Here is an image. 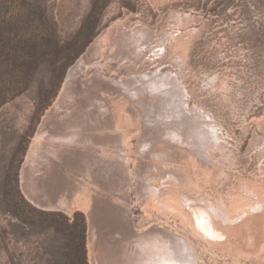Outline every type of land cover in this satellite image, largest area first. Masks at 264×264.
Returning a JSON list of instances; mask_svg holds the SVG:
<instances>
[{"label": "rangeland", "instance_id": "obj_1", "mask_svg": "<svg viewBox=\"0 0 264 264\" xmlns=\"http://www.w3.org/2000/svg\"><path fill=\"white\" fill-rule=\"evenodd\" d=\"M4 19L11 26L0 38V264H51V259L54 264L52 249L58 245L48 239L55 231L52 222L39 221L36 209L68 216L82 212L88 264H93L86 210L40 208L22 187V168L43 115L80 60L104 64L106 76L116 79L160 75L152 78L160 91L152 86L147 96L156 106L152 112L159 109L155 96L178 93L185 105L174 113L191 134L200 132L196 126L206 132L208 160L201 163L192 156L186 165L179 162L195 179L187 187L190 193L227 203L234 219L261 213L251 220V231L242 224L227 238L233 247L229 251L208 233H199V208L184 207L187 215L164 213L156 192L137 189L133 180L125 205L137 228L158 223L187 236L196 264H264V0H0ZM112 101L136 147L146 126L156 125L153 118L145 121L138 108V120L129 122L127 98L115 94ZM159 177L154 186H164L177 203L176 193L186 189L183 183L164 173ZM92 184L86 178V185Z\"/></svg>", "mask_w": 264, "mask_h": 264}, {"label": "bare ground", "instance_id": "obj_2", "mask_svg": "<svg viewBox=\"0 0 264 264\" xmlns=\"http://www.w3.org/2000/svg\"><path fill=\"white\" fill-rule=\"evenodd\" d=\"M102 67L104 64L99 62L86 65L84 60L71 66L60 94L43 115L23 165L22 187L26 196L43 209L74 211L79 207L86 210L93 264L197 262L190 254L192 246L187 236L158 223L137 228L131 210L125 205L133 180L137 189L149 190L151 195L152 191L156 192L155 199L164 213L178 211L186 214L184 207L199 208V233L204 237L208 233L211 235L209 239L233 251L227 238L242 224L246 232L251 231V220L261 217V213L249 218L240 215L234 219L227 203L215 204L190 193L187 187L194 184L195 179L179 167V162L186 165L192 162V156H197L201 163L208 160L203 145L206 132L196 126L195 130L200 132L191 134L185 121L174 113L176 106L185 105L180 94L173 92L171 96L170 92L162 91L155 96L159 109L154 113L155 103L147 96H152V86L155 88L152 78L159 79L160 75L134 74L116 79L106 76ZM89 70L93 73L90 74ZM160 88L155 89L160 91ZM115 94L127 98L129 122L138 120V108H142L145 121L152 123L154 120L156 124L154 127L147 125L139 134L136 147L132 144V132L123 131L122 123L118 122L123 118L112 101ZM133 159L136 161L134 168ZM161 173L183 183L186 188L176 193L177 203L175 195L170 196L164 186H154V179H160ZM29 177L38 183L31 185ZM86 178L93 184L86 185Z\"/></svg>", "mask_w": 264, "mask_h": 264}, {"label": "trees", "instance_id": "obj_3", "mask_svg": "<svg viewBox=\"0 0 264 264\" xmlns=\"http://www.w3.org/2000/svg\"><path fill=\"white\" fill-rule=\"evenodd\" d=\"M11 24L4 20H0V38L2 32L6 28H10ZM86 24L82 26L85 30ZM84 49L77 52V57ZM0 104H2L0 102ZM28 206H31L27 203ZM40 215V220L44 222H52L55 234L48 240L58 245L52 249L54 254V264H88L86 249V233L87 220L82 212H75L72 216H68L61 211H44L36 209ZM12 214L19 219L20 214L16 210ZM33 227V224L30 225ZM59 236V239L57 238ZM52 264V259H51Z\"/></svg>", "mask_w": 264, "mask_h": 264}, {"label": "water", "instance_id": "obj_4", "mask_svg": "<svg viewBox=\"0 0 264 264\" xmlns=\"http://www.w3.org/2000/svg\"><path fill=\"white\" fill-rule=\"evenodd\" d=\"M56 210H59V209H56ZM63 211V210H62Z\"/></svg>", "mask_w": 264, "mask_h": 264}]
</instances>
